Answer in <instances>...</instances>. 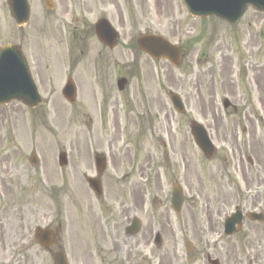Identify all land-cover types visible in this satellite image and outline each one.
<instances>
[{
	"label": "rangeland",
	"instance_id": "1",
	"mask_svg": "<svg viewBox=\"0 0 264 264\" xmlns=\"http://www.w3.org/2000/svg\"><path fill=\"white\" fill-rule=\"evenodd\" d=\"M3 1L4 8H0V43L16 41V25L9 17L6 0ZM75 1L77 2L70 3L71 8L80 11L81 20L85 19L87 25L106 16L119 31V69L126 70L127 63L134 57L126 49L127 42H134L142 33L161 34L183 49L182 64L178 68L165 60L153 63L139 50H133L143 65L142 77L149 88L155 89L157 83H160L165 92L171 124L166 120L163 123L162 139H174V144L191 161L188 172L176 174L171 170L168 173L161 170V175L158 176L155 168H152L156 161L154 158L150 160L149 178L141 180L137 177L132 180L134 187L138 185L136 180L149 186V205L145 212L138 213L144 227L147 226V230L153 228L149 248L145 251L149 264H159L165 249L172 244L169 238H165L163 246L159 248L154 245L153 240L160 219L177 217L169 205L172 185L176 179L184 188L183 214L195 218L197 223V231L193 237L199 252L197 264H208L204 254L209 249L212 252L216 249V254L213 252V255L219 258L220 264H264V219L254 222L246 218L242 230L222 241L216 239V233L221 228L218 227L217 231L212 232L210 245L207 246L206 240L200 238L202 228L205 227L208 231L210 222H216L220 218L222 220V217L231 214L237 206L245 213L253 210L264 212V12L249 6L240 21L232 25L214 16H192L183 0ZM0 3L2 4V0ZM31 3L35 4L34 10L39 19L41 13L46 11L43 0H31ZM65 5L66 2L64 7ZM82 26L79 25V29ZM71 32L70 29L67 38H71ZM52 34L53 39L47 40L53 44L48 47L49 58L48 52L46 55L41 49H36L39 56L35 57L39 63L41 60L49 63L46 71L39 74L45 82V86L40 88L45 102L36 109L18 101L0 105V176L6 177V180L0 179V221L6 229L8 225L17 227L21 215H30L28 210L31 211V219L32 211L37 212V221L44 217V213H49L50 218L56 215L60 206L69 212L68 218H76L75 208L78 207L79 198L84 203L92 202L98 216V211L102 210L95 204L94 196L86 192L87 183L80 164H84L83 159L89 160L86 138L95 139L99 150L107 149L104 140L106 131L97 123L93 127L90 123L85 125L88 113L84 112L88 111L85 110L84 103L85 100L89 101L86 90L90 89V83L85 78L84 66L81 65L73 74L78 85L75 104L70 105L63 98L62 88L68 73L65 45L54 28ZM34 77L40 87L39 78ZM169 91L177 92L183 97L187 107L185 116L172 113ZM225 98L230 100L237 111L233 107L227 110L223 108L222 101ZM90 101L93 102L92 99ZM212 107L219 108L214 112L218 117L217 122L211 119L214 111ZM243 107H248V114ZM251 108L254 113H251ZM93 114L89 113L91 116ZM247 115L253 117L254 121H247ZM220 116L224 118L220 119ZM165 117V114H161V118ZM191 119L205 125L212 135L220 151L214 161H209L194 143L189 129ZM246 121L249 123H246L247 127L250 125L248 129H251L249 134L243 131ZM144 138V143L139 145L141 156L144 155L145 147L150 150L153 146L159 149L157 143L152 145L148 137ZM91 148V153H94L93 143ZM232 149H235L238 165L234 167L236 172L230 164L224 167L226 158L228 162L234 160ZM61 150L68 152L69 163L65 167L58 164V153ZM33 151L39 158L36 167L30 163ZM248 155L255 157V165L252 167L247 162ZM217 163L220 168L216 167ZM226 173H231V176L226 177ZM130 184L124 183L127 187ZM117 185L123 184L118 182ZM48 188L50 192L47 191ZM124 197L129 200L131 194L127 191ZM86 216L91 217L88 213ZM96 218L92 214L94 223ZM150 235L149 232V237ZM16 236L14 234L13 239ZM9 240L6 232V245H9ZM25 255L26 258H19L17 264H53L51 255L38 246ZM72 255V258L69 257L71 264H79L82 259L80 255L77 257L76 251ZM84 256L87 264L97 263L94 254L86 251ZM169 259L173 263L174 255L170 254ZM13 260L11 258L9 262Z\"/></svg>",
	"mask_w": 264,
	"mask_h": 264
},
{
	"label": "flooded vegetation",
	"instance_id": "2",
	"mask_svg": "<svg viewBox=\"0 0 264 264\" xmlns=\"http://www.w3.org/2000/svg\"><path fill=\"white\" fill-rule=\"evenodd\" d=\"M71 1L77 2L75 0H54L51 3L53 9L43 11L37 19L36 10H34L35 4L29 0V22L24 26L16 27V41L14 43L23 49L34 75L40 80L41 87L45 86V82L42 81L39 74L46 71L49 63H44V60H41L40 63L37 62L35 57L36 55L39 56V53L36 49L45 51L47 55L48 47L53 46L52 42L48 43L47 41L50 38L53 39V28L60 35L62 44L65 45L67 77H73L79 67L84 66L82 68L85 72V78L90 83V89L86 90L89 101L85 100L84 103V108L88 111L84 112L88 113L85 124L90 123L93 127L97 123L100 128L106 131L104 140L107 149L99 150L95 139L86 138L87 144L85 146H88L89 160L83 159L84 164H80V166L84 178L93 176L100 181L102 189L100 195H96L88 185L85 189L88 194L94 196L95 204L102 210L98 211L100 212L98 216L92 202L84 203L79 198L78 207L75 208L76 218L72 216V218H68L70 217L69 212L60 206L56 215H52L50 218L49 213H44V217L41 218L43 221L40 219V222L37 221L36 211H32L33 218L31 219L30 210H28L30 214L28 217L20 216V223L17 227L8 225V229H6L0 221V264H17L19 258L25 259V253L37 246L42 251L48 252L52 260L58 251H64L68 258H72V252L76 251L77 257L80 255L82 258L79 264H87L83 257L88 251V253L94 254L97 259L96 264H149L148 254L145 251L149 248L153 228L147 230L148 228L147 226L144 227L141 217H139L140 228L136 234H130L128 228L138 213L146 211L150 202L149 186L143 181L136 180L138 185L134 187L132 180L137 177L141 180H144L145 177L149 178L150 160L154 158L156 161L152 164V168H155L158 176L161 175V170L166 173L171 170L176 174L182 171L188 172L191 161L174 144V139L169 138L168 141L162 139L163 123L166 120L168 124H171V115L170 111L167 110L162 85L157 83L155 89L149 88L142 77L143 65H141L132 46L129 49L134 57L127 63L126 70L119 69L118 45L110 47L101 42L96 35L95 23L87 25L85 19L81 20L80 11L70 9ZM3 2L2 0V4L0 3L1 9L4 8ZM79 25H83L82 28L79 29ZM70 29L72 30L71 38H67ZM49 55L50 52H48V58ZM153 62L157 63L159 60ZM121 77L127 78V82L123 90H118L117 81ZM76 87L78 93V85ZM212 109L214 111L211 119L217 122L218 117L214 115V112L219 108L212 107ZM234 109L237 110L235 107ZM243 110L248 114V107H243ZM90 112L94 113V116L89 115ZM251 113H254L252 108ZM161 114H165L166 117L161 118ZM222 118L224 117L220 116V119ZM246 118L247 121H254V118L249 115ZM247 121L244 123L243 131L249 134L251 129H248L250 125L247 127ZM144 136L148 137L152 145L157 143L159 149L154 148V146L151 150L145 147L143 148L144 155L141 156L142 150L139 145L141 142L144 143ZM234 136L236 139L238 138L235 132ZM92 143L95 145L94 153H91ZM219 153L220 151L217 150L208 160L214 161ZM98 154L102 156L97 159ZM235 155V149H232L234 160L228 162L226 158L224 164V167L230 164L234 172H236L234 167H238ZM254 158L252 163L247 161L251 167L255 165ZM216 167L220 168L218 163ZM225 176L229 177L231 173H226ZM0 179L6 180V177L0 176ZM177 181L179 180L176 179L175 182ZM118 182L123 185L118 186ZM126 182L131 183L129 187L124 185ZM34 188L36 189V187ZM47 191H50L49 188ZM127 191L131 194L129 200L124 197ZM90 200L92 199L90 198ZM184 209L183 206L176 218H163L157 224L158 228L155 229V235L156 233L161 235V242L157 247L163 246L165 238L172 241L170 247L165 249L159 264H197L199 262V252H197V244L194 243L195 239L193 238L197 231V223L195 218L183 214ZM87 213L91 217H87ZM92 214L97 217L96 223L93 222ZM1 217L2 214H0ZM210 220L213 221V219ZM221 224L217 220L209 223L208 231L205 227L201 229L203 234H200V238L203 237L206 240V246L210 245L209 238L212 232L217 231ZM38 225L53 230L54 239L51 245L39 244L35 234ZM221 231L222 228L216 233L217 241L224 240L218 239V234H221ZM6 232L8 238L10 237L9 245H6L5 241ZM14 234L17 235L16 239H13ZM231 237L233 236H226L228 239ZM209 250L204 254L208 264H212L210 259H216L214 264H220L219 258L213 255V252L216 254V249L213 252ZM170 254L174 255L173 263H170ZM11 258L14 260L9 262Z\"/></svg>",
	"mask_w": 264,
	"mask_h": 264
},
{
	"label": "water",
	"instance_id": "3",
	"mask_svg": "<svg viewBox=\"0 0 264 264\" xmlns=\"http://www.w3.org/2000/svg\"><path fill=\"white\" fill-rule=\"evenodd\" d=\"M191 13L195 16L205 17L208 15H216L230 23H236L244 15L247 5L252 4L255 8L264 11V0H185ZM11 11L17 20H27L29 8L27 0H11ZM107 20H101L97 24V33L103 41L114 42L116 32L111 30ZM108 36V38H107ZM140 48L154 58H168L173 64H179L181 60L180 50L177 46L172 45L165 38L159 35H143L139 39ZM74 86L68 84L64 90V95L74 101ZM23 100L26 104L35 107L41 104L42 99L35 86L34 81L28 70L27 62L21 50L12 45L6 46L0 52V104L7 103L11 100ZM171 99L174 105L181 111L184 110L183 104L178 95L172 94ZM229 102H225L228 106ZM192 133L199 147L203 152L210 156L214 147L207 135L205 129L199 124H192ZM35 158V157H34ZM33 158V160H34ZM61 164L66 163V153L60 154ZM96 188V184L90 182ZM182 192L175 186L173 188V203L177 210L182 205ZM249 217L253 220H263L262 213H251ZM243 215L239 209L233 213L226 222L227 232L234 233L242 226ZM238 224V228L236 227ZM139 222L135 220L130 226L132 233H136L139 228ZM41 242L50 239V234L41 232ZM158 239V238H157ZM56 264H68L67 259L63 255L56 257Z\"/></svg>",
	"mask_w": 264,
	"mask_h": 264
}]
</instances>
